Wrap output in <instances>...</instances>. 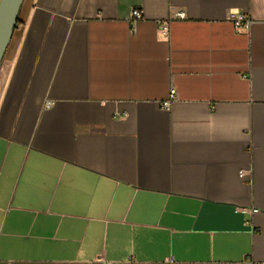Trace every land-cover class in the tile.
Returning <instances> with one entry per match:
<instances>
[{
  "label": "crops",
  "instance_id": "0c3cea01",
  "mask_svg": "<svg viewBox=\"0 0 264 264\" xmlns=\"http://www.w3.org/2000/svg\"><path fill=\"white\" fill-rule=\"evenodd\" d=\"M100 256L264 263V0L23 1L0 69V264Z\"/></svg>",
  "mask_w": 264,
  "mask_h": 264
},
{
  "label": "built area",
  "instance_id": "2783aa9c",
  "mask_svg": "<svg viewBox=\"0 0 264 264\" xmlns=\"http://www.w3.org/2000/svg\"><path fill=\"white\" fill-rule=\"evenodd\" d=\"M177 15L179 18L184 19L185 14L184 12H178ZM228 19L233 23V26L236 31H241L245 30L251 27V25L254 23L253 18L248 14L246 11H241V10H230L228 12ZM144 19V13L143 10H141L138 7H133L131 8V13L129 17V23L131 26V31L135 32L137 29V24ZM169 23H162L161 24V29L162 30H167L169 28ZM177 98V90L174 86L170 88L169 96L168 98L164 101L163 105L168 108L172 101H174ZM243 174V172H241ZM172 262V259H170ZM127 262L129 264H137V261L135 260L134 257H130ZM88 264H114V262L106 260L102 256L96 258L95 260L89 262ZM264 264V263H262Z\"/></svg>",
  "mask_w": 264,
  "mask_h": 264
},
{
  "label": "water",
  "instance_id": "95a60500",
  "mask_svg": "<svg viewBox=\"0 0 264 264\" xmlns=\"http://www.w3.org/2000/svg\"><path fill=\"white\" fill-rule=\"evenodd\" d=\"M24 0H0V69L4 55L19 22Z\"/></svg>",
  "mask_w": 264,
  "mask_h": 264
},
{
  "label": "rangeland",
  "instance_id": "374dc122",
  "mask_svg": "<svg viewBox=\"0 0 264 264\" xmlns=\"http://www.w3.org/2000/svg\"><path fill=\"white\" fill-rule=\"evenodd\" d=\"M3 62V61H2Z\"/></svg>",
  "mask_w": 264,
  "mask_h": 264
}]
</instances>
